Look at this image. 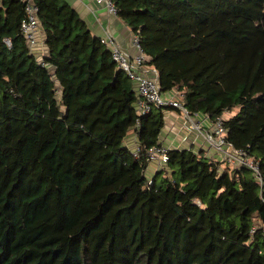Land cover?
<instances>
[{
    "label": "trees",
    "instance_id": "1",
    "mask_svg": "<svg viewBox=\"0 0 264 264\" xmlns=\"http://www.w3.org/2000/svg\"><path fill=\"white\" fill-rule=\"evenodd\" d=\"M112 2L160 92L222 117L261 186L191 149L149 173L171 108L137 115L134 83L66 0H34L41 58L23 1L0 0V264H264V0Z\"/></svg>",
    "mask_w": 264,
    "mask_h": 264
},
{
    "label": "built area",
    "instance_id": "2",
    "mask_svg": "<svg viewBox=\"0 0 264 264\" xmlns=\"http://www.w3.org/2000/svg\"><path fill=\"white\" fill-rule=\"evenodd\" d=\"M22 1L24 3V17L21 20L19 31L30 50L34 52L39 44L37 35L41 30L37 16L38 8L34 0ZM95 2L104 5L108 13L117 15V10L112 0H95ZM5 43L10 47L8 40H5ZM100 43L109 50L111 59L117 68L123 71L134 83L139 98L137 102L138 116L150 113L153 108L176 109L182 117L184 124L187 126V129L201 134L204 141L218 156L220 161L225 162L231 167H245L249 169L257 182L259 184L261 183L258 162L254 158L249 157L245 152L235 149L226 140L227 130L223 125L224 119L222 117L210 121L206 116L199 115L201 121L197 122L198 114L192 115L189 113L178 98L170 99L163 97L158 84L157 72L145 65L147 58L141 49L136 35L131 34L130 36V44L134 49L133 53L122 49L110 34L101 37ZM136 126H139V123ZM203 127H206V129ZM133 141L134 145L131 148V154L133 158L137 159L140 154V148L134 137ZM168 151L169 148L163 144L153 146L146 151V160L149 165L155 167L154 173L165 168L168 160ZM148 183L151 184L150 179ZM256 228L253 227L251 232H254Z\"/></svg>",
    "mask_w": 264,
    "mask_h": 264
},
{
    "label": "crops",
    "instance_id": "3",
    "mask_svg": "<svg viewBox=\"0 0 264 264\" xmlns=\"http://www.w3.org/2000/svg\"><path fill=\"white\" fill-rule=\"evenodd\" d=\"M66 1L87 23L93 35L101 38L110 34L122 49L129 53L134 52V49L130 44V36L132 34L130 29L117 17V15L108 13L104 5L97 4L95 0ZM37 39L39 40V44L34 53L41 58L46 53L41 30L37 35ZM150 69L152 70V68ZM162 95L163 97L170 99L178 98V94L175 91L162 93ZM226 117H228V115H226L225 118ZM200 121L201 118H199L198 115L197 122ZM164 123V128L160 136L161 144L167 146L169 149H191L196 153L203 151L205 157L219 160L218 156L211 151L208 144L204 141L201 134L194 130L187 129V126L184 124L182 117L176 109L171 108L164 112ZM203 128L206 129V127ZM127 144L129 148H132L134 145L133 137L131 135L127 139ZM153 168L155 167L149 166V173L153 172Z\"/></svg>",
    "mask_w": 264,
    "mask_h": 264
},
{
    "label": "rangeland",
    "instance_id": "4",
    "mask_svg": "<svg viewBox=\"0 0 264 264\" xmlns=\"http://www.w3.org/2000/svg\"><path fill=\"white\" fill-rule=\"evenodd\" d=\"M212 151V150H211ZM213 152V151H212ZM222 164H225V162H223Z\"/></svg>",
    "mask_w": 264,
    "mask_h": 264
}]
</instances>
